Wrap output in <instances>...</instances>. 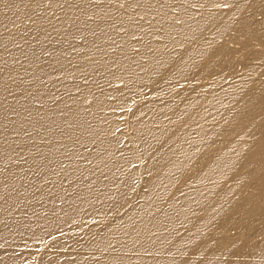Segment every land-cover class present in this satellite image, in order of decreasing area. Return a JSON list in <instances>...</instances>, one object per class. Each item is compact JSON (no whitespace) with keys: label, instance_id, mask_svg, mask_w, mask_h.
Returning <instances> with one entry per match:
<instances>
[{"label":"bare ground","instance_id":"obj_1","mask_svg":"<svg viewBox=\"0 0 264 264\" xmlns=\"http://www.w3.org/2000/svg\"><path fill=\"white\" fill-rule=\"evenodd\" d=\"M0 264H264V0H0Z\"/></svg>","mask_w":264,"mask_h":264},{"label":"rangeland","instance_id":"obj_2","mask_svg":"<svg viewBox=\"0 0 264 264\" xmlns=\"http://www.w3.org/2000/svg\"><path fill=\"white\" fill-rule=\"evenodd\" d=\"M96 252L100 253L101 252V249L99 248ZM67 259H70V257H67Z\"/></svg>","mask_w":264,"mask_h":264}]
</instances>
